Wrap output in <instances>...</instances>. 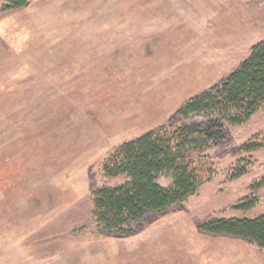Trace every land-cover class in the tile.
<instances>
[{"label":"rangeland","instance_id":"rangeland-1","mask_svg":"<svg viewBox=\"0 0 264 264\" xmlns=\"http://www.w3.org/2000/svg\"><path fill=\"white\" fill-rule=\"evenodd\" d=\"M0 0V264H264V247L202 230L264 214V105L211 129L215 174L185 201L99 227L103 161L174 120L264 39V0ZM197 125L206 127L205 120ZM246 172L232 177L237 167ZM160 182L168 184L165 177ZM256 196L250 208L236 207Z\"/></svg>","mask_w":264,"mask_h":264},{"label":"trees","instance_id":"trees-1","mask_svg":"<svg viewBox=\"0 0 264 264\" xmlns=\"http://www.w3.org/2000/svg\"><path fill=\"white\" fill-rule=\"evenodd\" d=\"M30 0H8L5 9L26 6ZM264 105V39L251 47L249 55L218 86L203 91L178 109L174 120L124 141L102 165L108 177L124 176L114 185L94 191L93 214L103 230L126 233L127 224L150 212L163 211L185 201L215 174L207 153L215 139L211 129L223 123L242 124ZM205 120L206 127L197 125ZM264 148V131L255 134L241 149L253 152ZM246 172L237 167L232 177ZM169 182L163 184L160 178ZM264 185V177L256 183ZM256 196L246 197L236 207L250 208ZM202 230L253 240L264 247V214L250 217L212 218Z\"/></svg>","mask_w":264,"mask_h":264}]
</instances>
